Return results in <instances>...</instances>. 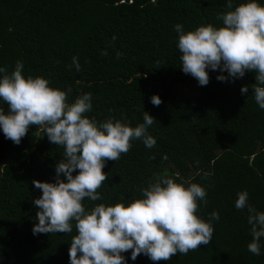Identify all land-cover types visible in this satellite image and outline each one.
Wrapping results in <instances>:
<instances>
[{"label": "trees", "instance_id": "obj_1", "mask_svg": "<svg viewBox=\"0 0 264 264\" xmlns=\"http://www.w3.org/2000/svg\"><path fill=\"white\" fill-rule=\"evenodd\" d=\"M240 2L233 0V8ZM226 3L0 0V67L10 73L22 62L25 78L47 79L50 87L67 92L69 104L90 93L92 110L85 115L97 123L112 119L135 127L143 123L144 111L154 117L148 133L155 146L134 139L128 153L106 161L101 200L85 199L87 209L142 198L141 189L161 178L206 190L207 203L197 202V214L214 228L208 245L158 262L143 254L133 261L129 251L123 253L127 264H264V238L260 255L248 251V212L235 207L237 194L246 190L248 203L264 211V109L252 93L255 73L219 81V70H208L209 83L200 86L180 68L175 25L185 32L222 26L217 17L228 10ZM183 81L194 84L196 92H181L177 85ZM245 85L248 92L242 94ZM154 94L162 100L159 106L151 103ZM0 108L8 110L2 100ZM43 135L33 126L16 145L0 129V264H70L75 229L32 231L38 223L33 200L42 195L33 180L54 182L64 151ZM213 211L219 220L210 219Z\"/></svg>", "mask_w": 264, "mask_h": 264}, {"label": "clouds", "instance_id": "obj_2", "mask_svg": "<svg viewBox=\"0 0 264 264\" xmlns=\"http://www.w3.org/2000/svg\"><path fill=\"white\" fill-rule=\"evenodd\" d=\"M226 7L228 10L217 17L222 26L201 25L185 32L183 25H175L180 68L200 86L209 83L208 70H219V81L254 72L252 93L264 109V4L241 0L233 8V0H227ZM73 65L80 71L76 57ZM23 67L20 61L10 73L0 67V100L8 108H0V129L6 139L19 145L28 130L37 126L50 143L64 149L56 164L55 181L33 180L42 192L33 200L38 209L34 235L70 234L75 229L70 264H127L123 253L129 251L133 261L141 254L154 262L170 261L177 253L186 255L211 242L214 228L197 214V202L207 203L206 190L198 183L186 186L161 178L141 189L142 198L108 206L99 203L87 209L85 199L101 200L98 189L108 179L103 171L106 161H117L122 153H128L134 139L142 140L148 148L155 146L156 140L148 133L154 117L144 111L143 123L135 127L112 119L97 123L85 115L92 110L90 93L69 104L67 92L50 87L43 77L25 78ZM247 92L248 86H242L241 93ZM151 103L159 106L162 100L154 94ZM235 207L247 209L252 236L247 249L258 256L264 238V211L248 203L246 190L237 194ZM210 219L219 220V213L213 211Z\"/></svg>", "mask_w": 264, "mask_h": 264}, {"label": "rangeland", "instance_id": "obj_3", "mask_svg": "<svg viewBox=\"0 0 264 264\" xmlns=\"http://www.w3.org/2000/svg\"><path fill=\"white\" fill-rule=\"evenodd\" d=\"M178 89L185 94H193L196 92L194 84L189 81H183L177 85Z\"/></svg>", "mask_w": 264, "mask_h": 264}]
</instances>
